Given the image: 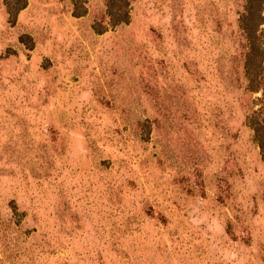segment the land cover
Returning <instances> with one entry per match:
<instances>
[{
	"label": "rangeland",
	"instance_id": "1",
	"mask_svg": "<svg viewBox=\"0 0 264 264\" xmlns=\"http://www.w3.org/2000/svg\"><path fill=\"white\" fill-rule=\"evenodd\" d=\"M242 12L0 0V264H264Z\"/></svg>",
	"mask_w": 264,
	"mask_h": 264
},
{
	"label": "trees",
	"instance_id": "2",
	"mask_svg": "<svg viewBox=\"0 0 264 264\" xmlns=\"http://www.w3.org/2000/svg\"><path fill=\"white\" fill-rule=\"evenodd\" d=\"M108 1L111 3V0ZM22 8L24 5L20 9ZM9 14L13 15L11 12ZM109 16L112 24H126L129 19L126 11ZM239 26L246 42L244 70L250 82L247 89L249 92L261 90L264 104V0H243V12L239 18ZM252 114L248 123L252 126L261 159L264 161V118H262L264 105L258 112H252Z\"/></svg>",
	"mask_w": 264,
	"mask_h": 264
}]
</instances>
